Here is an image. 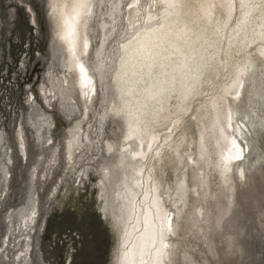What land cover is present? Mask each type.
<instances>
[{"label": "rangeland", "instance_id": "obj_1", "mask_svg": "<svg viewBox=\"0 0 264 264\" xmlns=\"http://www.w3.org/2000/svg\"><path fill=\"white\" fill-rule=\"evenodd\" d=\"M130 1H93L86 31L92 50L84 62L97 95L87 101L78 93L66 51L54 35L48 0H0V264H114L118 235L103 211L104 195L98 197V167L106 160L102 153L107 142L118 144L125 128L111 109L119 103L115 61ZM244 80L235 120L242 119L246 158L230 164L228 183L222 182L216 154H209L206 169L214 192L226 189L227 214L211 231V223L198 220L193 207H203L210 218L207 206L213 199L202 187L199 196L187 193L178 220V260L173 257V264H264V62L250 69ZM193 110L182 120L188 144L180 151L198 160L201 124L189 114L200 111ZM77 126L93 144L89 147L85 141L86 150L72 167L64 149ZM19 136L26 160L19 154ZM197 168L181 167L190 187L198 184ZM166 175L173 187L170 165ZM33 199L38 218L25 232L16 214Z\"/></svg>", "mask_w": 264, "mask_h": 264}, {"label": "bare ground", "instance_id": "obj_2", "mask_svg": "<svg viewBox=\"0 0 264 264\" xmlns=\"http://www.w3.org/2000/svg\"><path fill=\"white\" fill-rule=\"evenodd\" d=\"M93 1L83 0L80 16L71 22L74 33L69 39L70 29L65 21L72 15L76 0H48L55 24L54 35L66 51L68 69L75 75L78 93L87 101L94 91L96 94L95 79L84 62L92 50L86 31L94 11ZM255 2L259 4L260 0ZM129 3L131 6L124 19L127 29L124 40L118 45L115 61L119 103L111 109L123 119L125 128L120 142L116 145L107 142L103 150L106 160L98 167L102 186H98V197L104 195L103 211L117 229L114 264H118L123 245L126 244L139 260L141 246L151 247L153 239L160 254H153L151 259L157 264H173L179 254L176 235L187 193L199 196L198 188L202 187V193L207 191L213 199L207 206L212 213L210 218L203 214V207H193L198 220L200 217L211 223L210 230L227 214L230 203L226 189L220 188L215 193L217 190L207 179L208 156L216 154L222 182L228 183V173L233 166L230 162L246 151L244 146L240 149L235 140L234 134L243 136L244 131L240 126L242 119L235 120V115L245 92V74L264 62V8L246 9L250 15L244 18L246 22L240 23L241 0H131ZM149 52L153 55L149 56ZM80 65L85 68L90 82L83 80ZM196 100L198 104L194 107ZM192 107L200 111L197 115L189 114L201 124L197 132L199 141H196L198 160L180 151L182 145L188 144L182 120ZM84 135L80 126L69 133L64 153L67 164L72 167L78 154L86 150L85 141L92 147L93 139L87 134L83 138ZM17 140L19 154L26 160L24 141L21 136ZM94 155L92 153L91 157ZM168 165L173 171V187L166 181ZM181 167H198V184L190 187ZM241 178L244 174H240ZM81 182L74 187L75 191ZM230 188L231 185L228 192ZM31 201L28 208L16 214L22 218L25 232L32 230L38 218L36 201ZM198 220L195 218L196 222ZM161 227L163 243L168 245L166 249L156 235ZM143 258L149 260L148 251Z\"/></svg>", "mask_w": 264, "mask_h": 264}, {"label": "snow or ice", "instance_id": "obj_3", "mask_svg": "<svg viewBox=\"0 0 264 264\" xmlns=\"http://www.w3.org/2000/svg\"><path fill=\"white\" fill-rule=\"evenodd\" d=\"M171 6L174 7L175 4H173ZM82 7H84L83 0H76V3H74L72 6V15L69 17L68 20L65 21V24L69 25V29H70L67 33V38H69V39L73 36V33H74V30L71 28V22L75 21L80 16V14H81L80 9ZM254 7L264 8V0H260L259 4H257L255 2V0H241L240 10H241L242 19L240 20V23L246 22V19H244V18H246L248 15H250V11H245V10L246 9L250 10ZM152 8L153 9L155 8L154 3L152 5ZM62 38H65V37H62ZM85 47H87V45H85ZM152 55L153 54L151 52H149V56H152ZM79 68H80V72L82 74V78L85 81V83L90 82L88 80V76H87V72H86L85 68L82 65H80ZM239 96H240V93L237 92L236 97L239 98ZM233 146L235 147L234 141H233ZM240 158L241 157L239 155L236 156V159H240ZM168 225H169L168 230H169V232H171L172 231V229H171V218H169V220H168ZM156 235L159 237L161 243L163 244V247L166 249L168 247V245L166 243H163V239H164L163 238V227H161L160 231ZM150 244H151V247H149V248H146V246H143V245L141 246L140 259L139 260H137L136 257L132 254L131 250L127 248L126 244L123 245L118 264H157L156 261H153L151 259V256L153 254H155V255L160 254L159 250L156 249V247H155L156 240L155 239L151 240ZM145 251H148V253H149V260H145L143 258Z\"/></svg>", "mask_w": 264, "mask_h": 264}]
</instances>
